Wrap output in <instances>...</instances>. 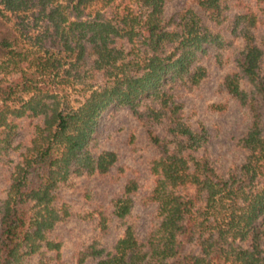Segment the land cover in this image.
Masks as SVG:
<instances>
[{"label":"trees","instance_id":"obj_1","mask_svg":"<svg viewBox=\"0 0 264 264\" xmlns=\"http://www.w3.org/2000/svg\"><path fill=\"white\" fill-rule=\"evenodd\" d=\"M166 2L0 0V164L12 163L0 201V264H63L52 231L71 212L57 189L116 163L114 151L98 149V125L119 107L156 150L145 197L155 222L143 240L127 222L137 189L128 179L111 200L120 236L109 248L88 242L72 264H264V63L254 33L264 20L250 6L232 12L229 0H193L196 9L166 16ZM205 21L226 23L242 42L219 83L248 115L234 141L242 159L225 170L206 152L205 127L186 122L173 94L206 76L208 48L231 43ZM25 120L32 132L13 162ZM86 216L107 232L101 210Z\"/></svg>","mask_w":264,"mask_h":264},{"label":"rangeland","instance_id":"obj_2","mask_svg":"<svg viewBox=\"0 0 264 264\" xmlns=\"http://www.w3.org/2000/svg\"><path fill=\"white\" fill-rule=\"evenodd\" d=\"M229 4L232 12H240L244 6H250L258 18L264 20V0H229ZM188 6L196 9L193 0H167L164 13L169 16ZM205 24L218 30L231 43L220 48H208L200 56V63L207 71L206 76L190 89L176 86L173 94L182 103L186 122L191 126L201 123L205 127L209 136L206 152L219 170H225L242 159L243 153L234 147V141L245 131L248 115L236 100L220 88L219 83L223 75L232 70L234 55L240 50L242 42L240 38L230 36L226 23L212 25L205 21ZM254 33L258 41L263 40L261 46L264 63V29L257 28ZM212 103L225 104L226 107L216 110L210 107ZM21 123L16 139L18 148L9 154L13 162L32 132L30 122L25 120ZM156 129L160 133L158 126ZM98 132V149L114 151L117 161L106 174L74 177L69 183L58 187L59 200L71 212V216L59 222L52 231V235L61 241L60 256L63 264H72L77 250L92 240L109 248L120 236L123 225L111 217V200L121 193L128 179L136 180L137 189L131 195L133 206L127 222L134 227L141 240L155 222V205L147 202L145 197L153 179L148 170V162L156 155V150L147 141L144 127L127 108L119 107L101 115ZM11 166L12 163L0 164V201L4 198ZM100 210L110 217L109 228L104 234L97 233L93 217H83L85 213L94 215ZM83 264H95V260L86 258Z\"/></svg>","mask_w":264,"mask_h":264}]
</instances>
